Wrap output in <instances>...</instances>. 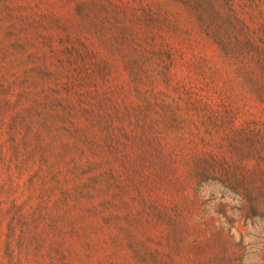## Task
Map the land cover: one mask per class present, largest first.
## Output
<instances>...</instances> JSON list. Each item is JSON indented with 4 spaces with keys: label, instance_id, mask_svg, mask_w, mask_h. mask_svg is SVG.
Masks as SVG:
<instances>
[{
    "label": "rangeland",
    "instance_id": "rangeland-1",
    "mask_svg": "<svg viewBox=\"0 0 264 264\" xmlns=\"http://www.w3.org/2000/svg\"><path fill=\"white\" fill-rule=\"evenodd\" d=\"M0 264H264V0H0Z\"/></svg>",
    "mask_w": 264,
    "mask_h": 264
},
{
    "label": "trees",
    "instance_id": "trees-1",
    "mask_svg": "<svg viewBox=\"0 0 264 264\" xmlns=\"http://www.w3.org/2000/svg\"><path fill=\"white\" fill-rule=\"evenodd\" d=\"M208 3H210V1H207ZM227 2H228V0H227ZM218 14H220L221 15V13L219 12ZM218 16V15H217ZM219 17V20L221 21V22H225L220 16H218Z\"/></svg>",
    "mask_w": 264,
    "mask_h": 264
}]
</instances>
